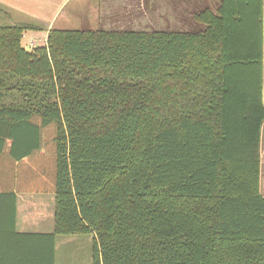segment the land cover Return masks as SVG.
<instances>
[{"label": "trees", "instance_id": "16d2710c", "mask_svg": "<svg viewBox=\"0 0 264 264\" xmlns=\"http://www.w3.org/2000/svg\"><path fill=\"white\" fill-rule=\"evenodd\" d=\"M194 20L53 30L30 51L35 25L0 27L3 263L28 262L13 235L47 239L35 264L93 235V264H264V0ZM20 193L55 195L52 234L17 232Z\"/></svg>", "mask_w": 264, "mask_h": 264}, {"label": "crops", "instance_id": "0c3cea01", "mask_svg": "<svg viewBox=\"0 0 264 264\" xmlns=\"http://www.w3.org/2000/svg\"><path fill=\"white\" fill-rule=\"evenodd\" d=\"M48 0H0V25H9L13 27L20 24H33L36 26L34 31H26L23 40L28 38V41L35 40V47L40 46L39 38L44 39L41 42H47L48 35L53 30H69L64 26L68 23L54 18L51 22L52 15L48 9H56L65 5L69 0H64L61 4L58 1L55 4L54 0H49L51 8L46 5ZM113 0H97L90 7V12L93 13V22L98 23L99 20L103 25H109L110 15L103 13L104 5ZM113 20H116L115 25H121V28L102 27L107 30H135V31H155V30H183L189 31L188 27L199 25L194 20V15L205 9L216 11L221 0H117ZM46 2V5H45ZM82 2V0H79ZM90 2V0H89ZM129 3V4H128ZM101 4V11H100ZM128 4V5H127ZM99 10V14H98ZM101 13V14H100ZM101 17V19H100ZM97 18V19H96ZM67 19H65L66 21ZM147 23V24H146ZM100 24V23H99ZM148 25V28L143 26ZM200 26V25H199ZM3 27V26H0ZM74 30V29H73ZM263 37H264V20H263ZM22 45L29 48L28 43ZM263 54H264V38H263ZM263 102H264V59H263ZM260 189L264 195V122L261 127L260 137ZM17 224L16 230L22 234H52L55 230V195L50 193H20L17 194ZM0 236H3L0 234ZM11 236V235H10ZM60 236V235H59ZM57 236V242L59 239ZM4 238V237H0ZM17 242H24L25 258L28 262L24 264H35L37 259L38 248L44 246L46 238H35L28 236L10 237ZM27 247V248H26ZM10 249L11 245L7 247ZM45 248H42L44 250ZM23 257V256H21ZM31 263H30V258ZM9 261L11 259L9 258ZM2 262V263H1ZM0 264H22L21 260L15 262L3 263V258H0ZM56 264V263H55Z\"/></svg>", "mask_w": 264, "mask_h": 264}, {"label": "rangeland", "instance_id": "374dc122", "mask_svg": "<svg viewBox=\"0 0 264 264\" xmlns=\"http://www.w3.org/2000/svg\"><path fill=\"white\" fill-rule=\"evenodd\" d=\"M55 4L60 1L61 4L64 0H54ZM46 2L47 5H46ZM45 5L48 8H51V1H46ZM97 2V0H69L65 5L61 6L60 8L56 9H48L50 11V15H52V19L50 22L57 18V20H61L63 22H67L68 26H64L69 30H99L102 27H110V28H121V25H115L116 20H113V15L116 9L121 10V8H117V3H121V1L113 0L109 1V3L104 5V9L102 10L105 15H110V20L107 21L108 25H103L99 20L97 24H95L93 20V13L90 12V7L92 4ZM129 4V3H128ZM127 4V5H128ZM100 11H101V4H100ZM99 14V10H98ZM101 14V13H100ZM96 17V16H94ZM65 19H67L65 21ZM97 19V18H96ZM101 19V17H100ZM100 23V24H99ZM147 24V23H146ZM3 27H8L9 25H0ZM144 28H148V25L143 26ZM200 26L194 24V26H189V29L199 28ZM44 39L39 38L40 45H45L43 41ZM23 43H28L30 47L31 44H36L35 40L28 41V38L23 40ZM47 44V42L45 41ZM35 47H30L31 49ZM95 238L96 236L93 235H73V236H59L56 248V264H93V250L95 245Z\"/></svg>", "mask_w": 264, "mask_h": 264}, {"label": "built area", "instance_id": "2783aa9c", "mask_svg": "<svg viewBox=\"0 0 264 264\" xmlns=\"http://www.w3.org/2000/svg\"><path fill=\"white\" fill-rule=\"evenodd\" d=\"M34 45H35V44L33 43V44L30 45V47H32V46H34Z\"/></svg>", "mask_w": 264, "mask_h": 264}, {"label": "water", "instance_id": "95a60500", "mask_svg": "<svg viewBox=\"0 0 264 264\" xmlns=\"http://www.w3.org/2000/svg\"><path fill=\"white\" fill-rule=\"evenodd\" d=\"M27 50H28V51H30V50H31V48L29 47V48H27Z\"/></svg>", "mask_w": 264, "mask_h": 264}]
</instances>
